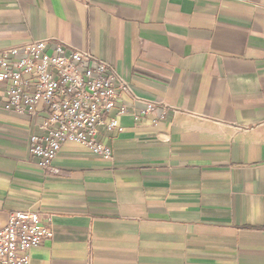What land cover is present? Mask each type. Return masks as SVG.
I'll return each instance as SVG.
<instances>
[{"label": "crops", "instance_id": "1", "mask_svg": "<svg viewBox=\"0 0 264 264\" xmlns=\"http://www.w3.org/2000/svg\"><path fill=\"white\" fill-rule=\"evenodd\" d=\"M44 39L176 112L125 99L98 130L114 161L70 143L45 172L39 122L0 110V229L31 210L53 232L31 264H264V0H0V52Z\"/></svg>", "mask_w": 264, "mask_h": 264}, {"label": "built area", "instance_id": "2", "mask_svg": "<svg viewBox=\"0 0 264 264\" xmlns=\"http://www.w3.org/2000/svg\"><path fill=\"white\" fill-rule=\"evenodd\" d=\"M125 99L144 106L141 116L176 112L138 97L112 65L62 41L33 40L0 52V110L39 122L40 133L28 144L45 172L53 171L61 149L70 143L114 161L113 150L98 140V130L101 125L121 130L120 119L131 114ZM51 237L40 213L13 211L0 229V264H31V250Z\"/></svg>", "mask_w": 264, "mask_h": 264}]
</instances>
